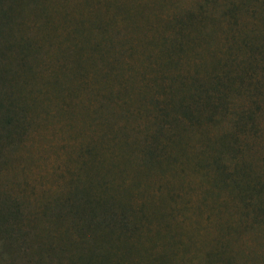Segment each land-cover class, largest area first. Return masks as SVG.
Listing matches in <instances>:
<instances>
[{"label": "rangeland", "instance_id": "rangeland-1", "mask_svg": "<svg viewBox=\"0 0 264 264\" xmlns=\"http://www.w3.org/2000/svg\"><path fill=\"white\" fill-rule=\"evenodd\" d=\"M95 243L264 264V0H0V264Z\"/></svg>", "mask_w": 264, "mask_h": 264}, {"label": "trees", "instance_id": "trees-1", "mask_svg": "<svg viewBox=\"0 0 264 264\" xmlns=\"http://www.w3.org/2000/svg\"><path fill=\"white\" fill-rule=\"evenodd\" d=\"M84 200V199H82ZM84 205H82L81 207H77L75 209V213L78 219L83 218L81 220V222L87 221L88 222H94L95 221V216H98L100 218V220L102 221L103 217H104V212L109 211L107 210L106 201H95L93 204V207L89 204V202L87 200L83 201ZM88 209H91L90 211H87ZM100 212H102L103 214H99ZM108 222L111 221L112 217H108V215H106ZM116 222V221H115ZM114 222V223H115ZM95 223V222H94ZM104 223V222H103ZM94 225H97V223H95ZM116 226V225H115ZM79 229H83L82 225H78ZM105 242L107 241L106 239L104 240ZM91 258V261L87 262L89 264L91 263H107L108 260V254L106 252V249L103 248V246H98L97 243H95L93 246H91V250L88 252V257L87 260H89Z\"/></svg>", "mask_w": 264, "mask_h": 264}]
</instances>
